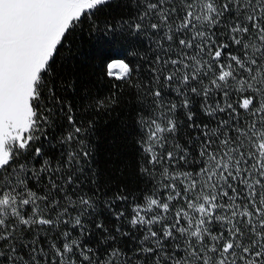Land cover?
Wrapping results in <instances>:
<instances>
[{"label":"snow or ice","instance_id":"6c2138e0","mask_svg":"<svg viewBox=\"0 0 264 264\" xmlns=\"http://www.w3.org/2000/svg\"><path fill=\"white\" fill-rule=\"evenodd\" d=\"M0 264H264V0H0Z\"/></svg>","mask_w":264,"mask_h":264},{"label":"trees","instance_id":"16d2710c","mask_svg":"<svg viewBox=\"0 0 264 264\" xmlns=\"http://www.w3.org/2000/svg\"><path fill=\"white\" fill-rule=\"evenodd\" d=\"M90 48L93 49L91 64H95L100 52L95 51L91 44L85 45V51ZM91 70L90 65L79 67V71L85 78ZM124 119V113L117 108L112 112L111 117L106 115L100 121L95 166L104 173L106 178L124 176L134 181L137 150L132 144V138L125 137L120 132L121 121Z\"/></svg>","mask_w":264,"mask_h":264}]
</instances>
